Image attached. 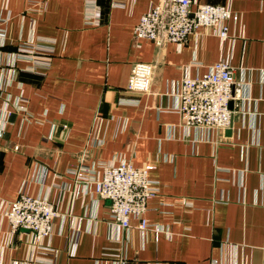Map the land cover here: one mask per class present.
Returning a JSON list of instances; mask_svg holds the SVG:
<instances>
[{
    "label": "crops",
    "instance_id": "obj_1",
    "mask_svg": "<svg viewBox=\"0 0 264 264\" xmlns=\"http://www.w3.org/2000/svg\"><path fill=\"white\" fill-rule=\"evenodd\" d=\"M159 3L0 0V264H264V0H194L230 10L229 38L161 48L134 39ZM154 61L151 93L127 92L132 64ZM217 62L240 84L231 127H184L182 77ZM122 163L150 167L149 230L111 224L95 193ZM21 191L60 213L40 243L10 231Z\"/></svg>",
    "mask_w": 264,
    "mask_h": 264
},
{
    "label": "built area",
    "instance_id": "obj_2",
    "mask_svg": "<svg viewBox=\"0 0 264 264\" xmlns=\"http://www.w3.org/2000/svg\"><path fill=\"white\" fill-rule=\"evenodd\" d=\"M193 1L160 0L158 5L142 14L134 39L149 40L161 48L165 43L181 45L189 35L205 29L208 34L227 40L230 10L209 4L193 6ZM158 67V61L133 63L126 91L150 94ZM177 96L178 113L184 127L224 131L231 127L234 110L230 104L240 99V84L226 62H217L200 77L183 76ZM61 129L66 130L67 125H62ZM149 169V166L135 168L123 163L102 164L101 177L93 181L98 198L109 203V222L121 230L130 228V217L139 220L141 230L151 228L144 214L148 210L147 201L156 197L158 189L147 177ZM5 216L12 234L27 231L34 242L40 243L51 234L60 213L48 200L21 191L9 203Z\"/></svg>",
    "mask_w": 264,
    "mask_h": 264
}]
</instances>
